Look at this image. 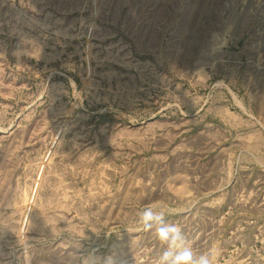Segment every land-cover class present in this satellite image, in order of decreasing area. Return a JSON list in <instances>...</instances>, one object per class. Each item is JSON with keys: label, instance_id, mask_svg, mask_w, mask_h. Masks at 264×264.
Here are the masks:
<instances>
[{"label": "rangeland", "instance_id": "374dc122", "mask_svg": "<svg viewBox=\"0 0 264 264\" xmlns=\"http://www.w3.org/2000/svg\"><path fill=\"white\" fill-rule=\"evenodd\" d=\"M264 264V0H0V264Z\"/></svg>", "mask_w": 264, "mask_h": 264}, {"label": "clouds", "instance_id": "9594fccd", "mask_svg": "<svg viewBox=\"0 0 264 264\" xmlns=\"http://www.w3.org/2000/svg\"><path fill=\"white\" fill-rule=\"evenodd\" d=\"M139 223L145 231H153L154 236L166 247L156 264H213L209 254L195 256L182 228L170 222L163 211L148 206L138 212ZM86 264H90L85 258Z\"/></svg>", "mask_w": 264, "mask_h": 264}]
</instances>
